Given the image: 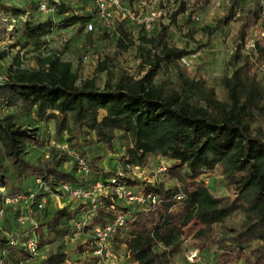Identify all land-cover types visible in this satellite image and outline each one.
<instances>
[{
	"label": "trees",
	"instance_id": "obj_1",
	"mask_svg": "<svg viewBox=\"0 0 264 264\" xmlns=\"http://www.w3.org/2000/svg\"><path fill=\"white\" fill-rule=\"evenodd\" d=\"M41 1L53 5L48 14L59 18L24 20L10 47L40 48L53 30L71 27L82 33L83 46L93 43L91 27L85 29L94 18L92 12L84 11L90 0H60L57 4L38 0L34 2L36 9ZM241 1L228 0L223 14L202 28L208 41L231 20L238 22L228 60L231 71L219 80L224 99H218L214 87L203 78L186 72L181 59L195 48L176 46L168 39L169 26L179 14H195L209 0H179L167 22H157L150 32L138 27L141 31L135 44L129 30L136 25L127 20L116 21L101 32L100 39L111 38V51L96 57L93 67V72L104 73L101 87L91 78L77 81L76 70L61 58L67 39L61 50L49 53L35 68L19 67L16 55L11 58L0 75V113L5 110L0 114V205L4 196L32 193L26 207L34 219L18 235L0 234V264H19L32 257L25 247L29 239L37 253L51 240V234L67 233L71 238V224L86 209L87 202L78 201L74 207L64 204L50 214L45 206L37 209L35 205L41 197L46 200L49 193L60 194L62 184L86 188L95 182L111 190L99 192L94 214L82 230L90 232L95 225L113 224L120 215L121 222L113 225L108 241L115 238L116 244L124 246L127 264H168L187 235L199 253L213 245L215 264H264V102L253 70L255 60H264V38L256 36L250 52L241 53L243 38L261 21L255 3L238 12ZM0 6L12 14L24 12L20 7ZM131 45L138 58L139 74H114L116 59ZM8 52L1 50L0 60ZM253 52L255 58H251ZM163 67L172 69L173 79L156 81ZM11 108L52 121L55 136L65 133L64 141L85 160L87 172L77 171L73 158L70 169L61 167L64 158L60 155L46 161L27 158V143L42 147L44 142L35 128L15 124ZM114 132L127 135L130 142L120 156L114 157L123 170L143 167L147 156L156 155L165 162L164 179L143 182L116 176L117 164L112 163L111 170L106 171L88 161L83 146L90 144V139L81 136L91 134L96 143L112 150ZM212 174L221 178L224 195L210 190L207 177ZM113 176L139 193L143 201L128 202L135 208L118 206L116 202L122 199L113 192L109 180ZM36 178L46 190L36 189ZM234 215L239 216L238 222L227 225ZM89 241L92 253L91 233ZM63 258L60 251L49 252L35 264H63Z\"/></svg>",
	"mask_w": 264,
	"mask_h": 264
},
{
	"label": "rangeland",
	"instance_id": "obj_2",
	"mask_svg": "<svg viewBox=\"0 0 264 264\" xmlns=\"http://www.w3.org/2000/svg\"><path fill=\"white\" fill-rule=\"evenodd\" d=\"M38 0H0V4L5 6H15L24 9L22 13L12 14L10 11H5L0 6V51L8 50L9 52L5 57L0 60V75L4 73L5 66L16 55V61L18 66L22 68H35L49 53H54L61 50L63 47V41L68 40L67 47L61 54V58L68 60L71 63V68L77 72V81L85 78H91L97 87H101L104 82V73L93 72L96 57H100L101 54L111 51V38L100 39L101 32H106L110 27L99 22L96 18H93L89 23L91 25L90 38L93 41L88 46H83L84 37L82 33L77 34L74 27L65 28L63 31L53 30L51 33L45 36V43L40 48H33L31 45L26 46L23 49H13L10 47L16 39V29L24 20L31 22L41 21L51 17L52 20H57L58 15L39 12L35 8L34 2ZM179 0H123L125 6L132 7L139 10L140 13H144L147 6L150 4L158 5L160 8L170 12L176 6ZM31 2L33 4L31 5ZM190 3L191 0H186ZM228 0H209L199 12L191 14L181 13L176 17L175 23L169 26L168 39L170 43L176 46H186L187 48H195L191 54L183 57L181 63L186 69V72L193 77L203 78L206 83L213 86L218 99H224L221 93L220 77L228 76L231 71V66L228 63L229 57L233 51L235 45L236 28L238 22L231 20L226 25L219 28L214 32L206 41L204 26L212 25L214 21L220 17ZM127 3V4H126ZM71 6H74L73 2H70ZM251 2L246 0L241 1L239 4V11H245L251 6ZM167 13L162 17V22H167ZM15 20V25L9 27L10 19ZM114 25V23H113ZM130 36L134 44L136 42V36L141 31L137 26H130ZM145 32V31H144ZM243 38V46L241 53L246 54L249 51V47H246L245 40L247 37L254 41L256 36H262L264 38V20L261 19L256 27L251 28ZM205 43V44H204ZM204 44L203 46H201ZM245 44V46H244ZM199 47V48H197ZM251 58H255L253 52ZM138 58L135 55L134 45L127 48L115 61L113 72L114 74L125 72L133 74L135 77L137 73ZM253 70L256 72V78L258 80L260 91L263 95L264 102V60H255L253 64ZM173 79V71L169 67H163L158 75L156 81L162 78ZM14 122L21 127L35 128V133L43 140L44 145L38 147L27 143L25 146L26 157L30 160L46 161L51 156L63 157L64 161L61 163V167L64 169H70L72 165V158L68 154L69 145L64 141L65 133L60 136H55L54 126L52 121H42L32 113H20L15 111ZM1 115L5 114V110H2ZM81 138L90 139V144L83 146L84 155L92 164H99L106 171H110V165L117 164L116 169L122 171L125 176L133 178L135 180L143 182H151L152 180H163L164 174L162 167L165 166V162L161 160L159 156L149 155L145 159L143 167L133 168L130 170H123L114 157L120 156L126 147L129 146V138L127 135L121 132H114V138L112 139V150L102 144L96 143L94 137L89 135H83ZM64 146V147H63ZM90 146V148L88 147ZM65 152V155L62 153ZM115 169V170H116ZM116 170V171H117ZM210 190L215 195H224L225 190L222 185L221 178L218 175L212 174L207 177ZM167 182V180H165ZM33 187V185H32ZM35 189V187H33ZM108 186H101V191L110 192ZM47 199L43 203L48 209V213L54 208H59L64 204H68L74 207L78 204V200L71 198L70 196L62 193H49ZM120 207L129 206V208H135L134 205L128 203L125 200L116 202ZM26 205L21 203L14 206L5 207L3 210V216L0 218V234L9 235L11 233L19 234L21 229L26 228L31 223L30 211H27V215L24 224L19 225L16 221V215L20 207ZM29 210V208H28ZM239 220L238 215H234L229 218L226 224H236ZM219 231V229H218ZM90 232L88 230H82L76 238H70L67 233L57 235L51 234V240L41 247L38 252L20 262L19 264H35L42 258H44L49 252L60 251L64 254L63 264H127V258L125 254L124 246L116 244L115 238H111L107 242V246L111 251L113 257L105 263H98L94 260L90 249ZM116 240V241H115ZM195 248L190 235H187L183 240V245L180 250L172 256L168 264L175 262L176 264H199L188 263L185 258V253L188 249ZM201 260L204 264H215L213 258V245H207L203 251L200 252ZM172 261V262H171Z\"/></svg>",
	"mask_w": 264,
	"mask_h": 264
},
{
	"label": "built area",
	"instance_id": "obj_3",
	"mask_svg": "<svg viewBox=\"0 0 264 264\" xmlns=\"http://www.w3.org/2000/svg\"><path fill=\"white\" fill-rule=\"evenodd\" d=\"M54 4H57L60 0H50ZM251 3H255L260 11L261 19L264 20V0H246ZM53 5L49 6L46 4L45 1H41L37 5V10L39 12L43 13H50L52 12ZM84 11L86 12H92L94 15V18H96L99 22L106 25L107 27L112 28L113 23L120 20H127L129 24L136 25L137 27H140L145 32H150L154 25L157 22H162V17L165 14L166 10L163 8H160L158 5L150 4L147 6V9L144 13H140L139 10L134 9L129 6H124L122 4L121 0H90L89 5L84 6ZM169 12L167 13L168 16ZM10 25L9 27H12L15 25V20L10 19ZM91 27L90 23L86 24L85 29L89 30ZM246 47L252 48L253 47V41L251 38L247 37L245 40ZM244 44V46H245ZM0 79L2 77L0 76ZM64 147V146H63ZM68 154H70L71 158H73L76 161V169L77 171L86 173L87 172V166L85 160L80 157L76 152L73 150H69ZM127 170L137 168V166L127 167ZM138 169V168H137ZM164 169V167H162ZM116 176H123L124 174L122 171L117 170L115 172ZM110 183L113 184V192L116 195L117 198L125 200L127 202L129 201H136V202H142V196L139 193H133L131 189L124 183L117 182V179L115 176L110 177ZM34 184L36 185V189L40 190H46L47 188L41 183L39 179H34ZM58 190L60 193L70 196L71 198L87 202L86 209L80 214V216L75 219L72 224V232H71V238H76L79 233L82 230V227L88 222L90 216L94 214L97 200L96 197L101 191V184L99 182H95L93 185L81 188V187H71L67 184H62ZM3 191V188L0 187V192ZM32 193H29L27 195L25 194H15L12 196H4L1 201L0 205V218L3 216V207H9L18 205L21 203H28V200L32 198ZM150 199L151 202L154 201L153 196L148 194L146 196ZM179 198V196H177ZM45 202L44 197H41L37 203L36 208L39 209ZM27 205V204H26ZM26 205L20 207L18 210V213L16 215V221L19 225L24 224L25 219L27 215L25 214L29 207H26ZM121 217L120 215H116L115 221L113 224H106L104 226H98L95 225L90 229L91 233V240L93 244L92 249V255L96 257V261L98 263H105V261L111 259L113 257L111 251L109 250L107 246L108 238L111 232L113 231V225L115 223H120ZM33 223V220H31V223ZM26 249L30 252L32 256L35 255V246L32 242V240H27L25 242ZM185 258L188 263H196L199 262V264H203V261L201 260V255L199 251L196 248L188 249L185 253ZM172 264H176L173 262ZM235 264H242L241 262H236Z\"/></svg>",
	"mask_w": 264,
	"mask_h": 264
}]
</instances>
